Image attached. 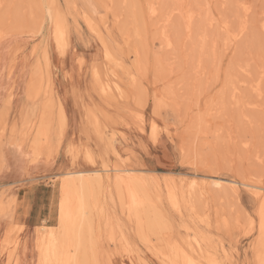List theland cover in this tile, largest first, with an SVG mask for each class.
Returning a JSON list of instances; mask_svg holds the SVG:
<instances>
[{"label":"rangeland","instance_id":"obj_1","mask_svg":"<svg viewBox=\"0 0 264 264\" xmlns=\"http://www.w3.org/2000/svg\"><path fill=\"white\" fill-rule=\"evenodd\" d=\"M44 107L40 157L62 148L66 171L112 169L90 196L81 264H260V203L241 183L264 186V0H0V264H37L38 233L58 229L63 172L1 182L6 143L21 174L50 162L31 147ZM125 164L155 172L143 220L117 193L113 168Z\"/></svg>","mask_w":264,"mask_h":264},{"label":"bare ground","instance_id":"obj_2","mask_svg":"<svg viewBox=\"0 0 264 264\" xmlns=\"http://www.w3.org/2000/svg\"><path fill=\"white\" fill-rule=\"evenodd\" d=\"M51 4H52V2H51ZM153 5H155V4H153ZM189 18H190V16H189ZM85 20H86L87 24L90 26V28L96 30L97 24L89 16V14H86ZM191 20H190L189 24L192 23ZM52 21L54 24V37H55V40L57 43V47H58V49L61 50L65 45L64 38L67 34V31H66L65 27L61 24V22L59 21L58 18H56V19L54 18V20H52ZM189 24L187 23L188 29L190 28ZM165 33H166V31H165ZM241 33H243V28H241L236 33V35H234V34L233 35L239 36ZM231 38H232V36H231ZM165 41H167V40H165ZM168 44H170L169 41H168ZM47 46H48V44H47ZM44 51H45V49H44ZM65 51H67V49ZM111 51L112 50H110V48L105 46V51H104L105 56L107 58H109V60H111V59L114 60L115 58L113 57L114 55ZM121 66H123V64H121ZM125 72H127V71H125ZM96 73H99V71H96ZM50 77H51V75H50ZM32 80H33V78H32ZM33 82L31 81L28 84V86H29L28 89H29L31 95H33L34 89H36ZM102 84H103V90H106V91H107V89L110 90L113 87L112 84L109 82L102 83ZM35 92H34V94H35ZM30 93H29V95H30ZM36 94H37V92H36ZM45 111H48V108L44 107V109L42 111V114L40 117L41 120L39 122L35 137L33 138V141L31 144V147L33 149V152H34L36 158H38L44 154V152L42 150H44L47 140H50L51 135H52L51 134V128H50L51 127L50 115L48 113H46ZM60 125H61V123L59 124V126ZM153 131H154V134H156L157 128L155 126H153ZM48 143L49 142H47V144ZM48 156L50 157L51 154L47 153V157ZM88 158H89V156H88ZM92 160H93V158H92ZM110 170H112V169L107 168V167H103V168L93 167V168H89V169L78 168L76 170H68V171L63 172L61 174V189H60L61 196H60V201H59V224L57 226L58 229H55V226H52V225L44 226V228L41 227V228H43V231L42 232L40 231V233H38V235L36 237L37 238L36 243L38 245V251H39L37 264H81V261L83 260L81 258V255L84 253L83 252V246L85 244L84 243V233L88 232V231H85L86 225H88L87 220H89V219H87V214H88V211L92 208V207L90 208V206H91L90 196L92 195L94 188L97 185H100L102 183L103 178H104V173L109 172ZM113 170H114V176H115V179H114L115 185H116V188L118 189L117 193L118 194L121 193V191H119V190L125 191L126 197L125 196L124 197L127 200L126 204H128V206L127 205L126 206L129 208V212H131L136 217H138V219L143 220V218H140V211L143 207H145V205L147 204V202L149 200L148 195L146 193V188L153 181L152 177H149L147 174L149 172L150 173H155V172L137 169V168H134L133 166L126 165V164L123 166H117V167L113 168ZM208 178L210 180V182H209L210 186L213 187L214 189L216 188V189L226 190L227 188H229V189H233V190L237 191V186H238V184H240V182L236 179L226 178V177L219 176V175H210ZM196 180L197 179H194L192 183L197 184L198 180L197 181ZM241 184L250 188L251 192L254 193L259 199L260 207L258 209L259 210L258 211V216H259V221H258L259 226L258 227H260V231H261V214L260 213H261V207L264 206V186L256 185V184H250V183H244V182H242ZM197 187H199V186H197ZM231 191L232 190H230V192ZM122 195H124V194H122ZM149 197H150V195H149ZM153 210L154 209H152V211ZM157 210H159V209L156 208V211ZM142 212H143V209H142ZM143 213L147 214V212H143ZM144 214H143V216H144ZM146 219L149 220L150 217L149 218L146 217ZM137 223H138V220H137ZM144 223H145V220H144ZM139 224H140L139 226H142L143 225L142 221L139 222ZM147 227L150 228V225H148ZM140 230H141V228H140ZM140 230H139V232H140ZM149 230L150 229H148V231ZM146 233L148 235V232H146ZM149 234H151V233L149 232ZM152 234H153V232H152ZM155 234H157V232ZM85 239H87V238L85 237ZM87 241H88V239H87ZM147 241H149V240H147ZM15 250H16V248H15ZM15 250H14V252H15ZM258 251L259 252H258L257 256L259 258H261V255H262V252H264V249H262V247H260V250H258ZM84 259H86V258H84ZM214 261H216V260H214ZM170 263L175 264V259L173 256H170ZM183 264H202V263L196 258V256H190L189 255V256L183 257Z\"/></svg>","mask_w":264,"mask_h":264},{"label":"crops","instance_id":"obj_3","mask_svg":"<svg viewBox=\"0 0 264 264\" xmlns=\"http://www.w3.org/2000/svg\"><path fill=\"white\" fill-rule=\"evenodd\" d=\"M52 63L56 65V62L54 61V59H52ZM53 78L54 77V73H53ZM55 82V81H54ZM60 85H65V82L63 81V79L59 80ZM57 84V82L55 83V85ZM24 97V95H23ZM21 92L19 90H17V93L15 94V99H16V104L15 106H20L22 101H21ZM24 100V98H23ZM66 108V106H65ZM67 110V108H66ZM69 116V114H68ZM72 119L69 118L65 131L64 133L67 134L70 132V128H72L70 125L72 123ZM64 142H62L63 145ZM63 147V146H62ZM2 155H3V162L6 160L7 161V165L3 167L5 168L4 172L2 173V180L1 182H3L4 184H13V183H23L24 181L27 180V178L31 175V176H44V175H50V176H59L62 172H65L68 168H69V164L67 159V156L64 155V153L61 152L62 148L60 149V152L58 155H56L54 158L51 159V157H39L42 159H45L47 161L50 162H44L42 164H39L37 166H35L33 169H31L30 163L27 162V160H25L27 162V167L26 169L24 168L23 174H21L19 172V169L17 168L16 164L13 162L14 160H12L11 155H12V149L6 144H4L2 146ZM22 151L25 152L26 150L22 147ZM26 153V152H25ZM24 159V158H23ZM40 159H38L39 161Z\"/></svg>","mask_w":264,"mask_h":264},{"label":"snow or ice","instance_id":"obj_4","mask_svg":"<svg viewBox=\"0 0 264 264\" xmlns=\"http://www.w3.org/2000/svg\"><path fill=\"white\" fill-rule=\"evenodd\" d=\"M4 166L7 165V161L5 160L3 162ZM261 245L262 249H264V206L261 207ZM260 264H264V252H262L261 258H260Z\"/></svg>","mask_w":264,"mask_h":264}]
</instances>
